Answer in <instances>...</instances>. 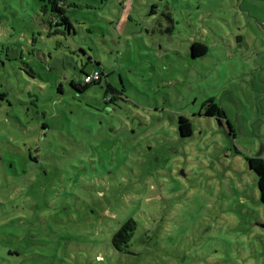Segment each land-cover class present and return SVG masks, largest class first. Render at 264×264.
I'll list each match as a JSON object with an SVG mask.
<instances>
[{"label": "rangeland", "instance_id": "374dc122", "mask_svg": "<svg viewBox=\"0 0 264 264\" xmlns=\"http://www.w3.org/2000/svg\"><path fill=\"white\" fill-rule=\"evenodd\" d=\"M45 7L0 0V264H264V0Z\"/></svg>", "mask_w": 264, "mask_h": 264}, {"label": "trees", "instance_id": "16d2710c", "mask_svg": "<svg viewBox=\"0 0 264 264\" xmlns=\"http://www.w3.org/2000/svg\"><path fill=\"white\" fill-rule=\"evenodd\" d=\"M66 0H49V7H45L46 11L49 8V12H51L52 19L48 22L49 26L53 29L56 28L54 31H50L51 33H66L67 31L71 33L73 29V24L70 20V17L67 15V10L65 8ZM62 28V29H61ZM208 51V46L204 45L201 42H194L192 44V54L194 56L204 55ZM99 67H95L92 71H87L85 68L82 69V72L85 74V78L91 72L95 70L101 71V80L92 83L79 84L75 80L71 81V85L79 92H85L90 88L92 84H100L104 78V71L103 68L100 67L101 63H98ZM123 96L122 92H119L113 88V86L108 83L105 86V99L104 102L107 107H110V104L116 102L117 98ZM218 110V106L215 102H212L211 105L208 107L206 114L207 115H214L215 111ZM180 131L183 136L191 135L192 133V124L189 119L184 116L180 117L179 122ZM30 160L32 162L38 163L37 158L30 155ZM256 174L258 175V186L261 192V200L264 203V162L259 164L254 168ZM137 229V223L134 219H129L126 223L122 225L120 230L114 236V244L117 248H119L121 243L128 244V242L132 239L135 230Z\"/></svg>", "mask_w": 264, "mask_h": 264}, {"label": "built area", "instance_id": "2783aa9c", "mask_svg": "<svg viewBox=\"0 0 264 264\" xmlns=\"http://www.w3.org/2000/svg\"><path fill=\"white\" fill-rule=\"evenodd\" d=\"M101 71L100 70H95L91 72L89 75L86 76L85 81L86 83H92V82H97L101 80Z\"/></svg>", "mask_w": 264, "mask_h": 264}, {"label": "water", "instance_id": "95a60500", "mask_svg": "<svg viewBox=\"0 0 264 264\" xmlns=\"http://www.w3.org/2000/svg\"><path fill=\"white\" fill-rule=\"evenodd\" d=\"M263 226H264V224H263Z\"/></svg>", "mask_w": 264, "mask_h": 264}]
</instances>
